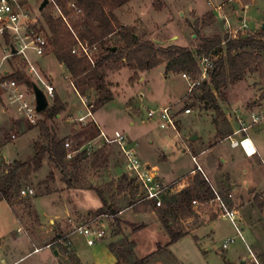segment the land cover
<instances>
[{"label": "rangeland", "instance_id": "rangeland-1", "mask_svg": "<svg viewBox=\"0 0 264 264\" xmlns=\"http://www.w3.org/2000/svg\"><path fill=\"white\" fill-rule=\"evenodd\" d=\"M40 3L38 2V7ZM32 5L35 7V4ZM217 6H221L220 11L216 10ZM36 9L32 12L39 26L43 25L42 13L55 17L59 15L49 4L42 12ZM114 15L122 25L134 29L140 40L151 41L163 48L174 45L195 51L203 40L216 36L222 39L231 37L232 30L237 31L234 39L247 36L264 39V30L261 29L264 24V0H132L114 11ZM222 16L230 23V34L225 28ZM107 44L121 46L117 37L109 38ZM3 48L4 42L0 40V63L4 55ZM224 55L225 47L222 44L220 49H215L212 54L213 63ZM258 58L257 64L245 72L243 78L235 82L227 80L226 87L220 88V94L213 91L216 102L209 104L208 108H204L200 100L203 95L200 86L189 93L188 83L181 78L182 73H166L165 63L151 71L134 74L123 61L109 60L101 68L105 81L104 92L97 95L95 90L88 89L86 98H83L86 105L71 86L64 66L51 53L50 47L44 55L39 56L27 50L22 55L9 57L0 64L1 77L3 71H8L6 75L20 71L35 83L42 79L43 83L38 84L41 89L52 84L56 95L49 99L47 110L63 103L68 105L72 112L75 111L76 115L78 111L85 112L84 106L88 107L93 116V108H97L99 99L111 94L113 100L104 104L95 117L97 123L110 138L122 136L126 141L131 140L142 165L148 163L151 167L157 166L158 179L163 184L166 183L163 177L173 180L190 170L194 171L196 168L191 157L197 156L200 150L211 148L217 140L239 128L235 122L237 116L246 122L251 114L263 117L261 122L246 132L253 145L258 148L257 155L247 158L243 154L240 158L236 157L241 149L231 150L228 147L229 140L221 141L219 147L224 152L225 159L233 156V162H230L226 169L233 172L235 195L239 196L240 202L229 207L239 211L243 218L244 242L237 237L235 229L225 218L202 224L204 216L211 219L221 214L214 201H204L201 206L191 208L186 218H182L177 208V198L174 196L167 213L160 211V215L156 214L157 222L148 220L150 216L145 218L149 225L131 224L133 219L119 214L105 218V239L88 247L84 237L73 232V229L77 226V221L85 223L89 218L100 215L82 214L78 219L75 217L69 222L62 220L66 218L62 205L68 207V214L73 213L76 208L95 212L102 206L101 199L88 188L96 187L106 203H110V206L106 205L104 209L118 211L126 207L131 208L135 201L136 185L126 171L125 159L118 145L114 143L108 146L103 159L100 155L95 157V148L90 155L79 154L78 171L70 173L78 177L77 186L86 189H69L63 193L47 194L50 192L47 187L55 180L54 175L58 170L41 154L43 139L39 137L35 143L32 141L37 130L27 132L29 125L25 124L24 129L18 131L19 123L23 120L18 119L15 110L10 106L11 109L4 112L7 120L2 123L1 133L5 142L11 143L0 149V158L5 162L23 161L25 167L19 171L20 189L30 187L35 194L31 197L18 195L15 198L18 203L24 202L17 205L20 211L19 222L8 206L0 201V236H15L17 228L21 226L22 231L26 232L34 244L41 246L43 242L52 241L58 233L64 235L60 240L62 244L56 245L60 256L55 258L52 264L64 263V260L67 264H131L134 258L147 255L151 256L149 264H237L243 257H247L246 264H254L248 257L245 244L257 262L264 264V208L259 209L255 203V199L264 194V53H260ZM29 65L35 68V73L29 74ZM206 81L209 82V78ZM16 82L24 91L31 92L24 83ZM140 94L144 95L142 100ZM0 97H3L4 101L7 100L2 91ZM29 99L33 101L32 97ZM164 107H169L175 114V130H162L155 118L150 120L146 117L147 109ZM185 109H190L191 112L184 114ZM42 119V114H38L37 124ZM55 119L56 117L50 122L51 125L55 124ZM59 123L61 129L67 130L59 137L66 136L63 140L68 141L72 149H84L96 134L91 126H87L88 123L95 125L94 117H87L83 124L78 122L73 114L62 115ZM33 127L39 130V126L31 128ZM75 133H78L77 136ZM194 133H197L198 138L191 141L190 137ZM12 134L16 136L15 140H10ZM242 137L244 136L240 135L237 139ZM99 142L104 140L99 138ZM35 154L40 155L41 159L34 158ZM207 156L210 157L209 154ZM213 158L215 177L223 179L222 163L218 157ZM110 167L119 169L114 177L108 172ZM60 177L63 178L62 175ZM173 183L172 193H177L182 181ZM219 184L221 183L216 179H212L216 193L223 198L230 191V186L220 187ZM26 201L31 202L33 211L25 207ZM147 211L150 212L149 207ZM132 213L129 210L127 215ZM43 215L52 218L57 216L56 222L50 224ZM161 216L170 223L173 231L192 232L171 246L172 254L164 248L169 239L159 221ZM115 219H118V224ZM131 225L138 226V230L134 231ZM197 226L199 227L195 230ZM229 238H234V242L226 250H222V243ZM66 241L71 242L69 248L63 245ZM24 249V254H27L25 263L39 264H45L48 255L50 257L53 251L47 248L34 253V246L30 244H26Z\"/></svg>", "mask_w": 264, "mask_h": 264}, {"label": "trees", "instance_id": "trees-1", "mask_svg": "<svg viewBox=\"0 0 264 264\" xmlns=\"http://www.w3.org/2000/svg\"><path fill=\"white\" fill-rule=\"evenodd\" d=\"M130 1L132 0H54L61 15L56 17L46 13L41 15L47 49L50 47L51 53L64 66L74 89L82 98H86L88 89L95 90L97 95L104 92L105 81L101 68L111 59L123 61L134 74L151 71L165 63L166 73H185L194 80L199 75L197 57L207 55L209 52L214 53L215 49L219 50L223 44L225 47L224 57H220L214 62V68L209 73V82L204 81L200 85V89L203 91L200 100L203 107L208 108L209 104L216 102L213 91L220 94V88L226 87L227 80L230 79L235 82L243 78L245 72L257 64L259 54L264 53V39L252 36L238 39L230 37L222 39L216 36L203 40V43L195 51L174 45L163 48L156 46L151 41H142L134 29L122 25L114 15V11ZM77 10L80 13H76ZM112 37L119 38L120 47L107 44V40ZM111 48H115V52L112 53ZM4 78L24 83L30 89L33 85V81L20 71L6 75ZM112 100L113 96L111 94L102 97L98 101L97 108H93V111ZM60 110L59 105H55L51 110L46 109L42 113L43 119L37 124L40 138L44 141V145L41 146V154L46 156L54 169L61 173L66 187L74 188L77 186L79 179L72 174L78 171L79 154L71 161L65 159V140L56 139L54 129L50 124ZM216 110L218 109L216 108ZM40 157V155L35 154L34 158ZM24 167L25 164L18 162H13L7 167V173L0 177V201L5 200L9 203L12 199L17 198L20 191L19 171ZM91 189L96 192L103 203V207L96 213L99 215H117L116 211L109 208L104 209L106 201L98 189ZM172 198H165L159 208L149 203L143 207L135 206L133 210L135 212H146L149 207L157 215H160L161 212L167 213ZM176 198L177 208L182 218H186L193 201L211 200L214 198V194L208 184L201 180L195 185H189L186 189L180 191ZM263 200L264 194L255 199L259 209L264 208ZM25 203L26 208H31L29 201ZM159 221L169 239L164 246L165 250H168L170 245L186 235L185 233L173 231L170 223L165 221L162 216ZM115 222L118 224V219H115ZM131 227L134 231L139 228L136 225H131ZM55 239L56 241L60 240L58 237ZM150 258V255L134 258L131 264H149Z\"/></svg>", "mask_w": 264, "mask_h": 264}, {"label": "built area", "instance_id": "built-area-1", "mask_svg": "<svg viewBox=\"0 0 264 264\" xmlns=\"http://www.w3.org/2000/svg\"><path fill=\"white\" fill-rule=\"evenodd\" d=\"M37 1L40 3L43 0H0V40L4 42V55L1 59L0 64H2L9 57L14 56L10 51L11 45L17 51L15 56L22 55L27 50H31L39 56L45 54L47 50L45 32L42 29V25L39 26L38 21L33 16L32 12L34 8H38ZM48 2L49 5H51L55 9V11L59 15H61L59 7L54 2V0H48ZM32 4H35V7H33ZM216 10L220 11L221 6H217ZM76 13H80V11L77 10ZM222 18L225 24V28L230 34V23L228 22L226 17L222 16ZM231 34L232 35L230 38L234 39L236 38L235 35L237 34V31L232 30ZM197 66L199 68V75L196 79H191L185 73L181 74V78L188 83L189 93H191L195 88L200 86L209 78V73L214 68L212 52H209L207 55L198 56ZM4 77L5 75L2 73V77L0 76V91H2L6 95L7 104L15 110L16 114L21 120L25 121L30 126H36L38 114L35 110L34 99L33 101H30L29 99L30 97L33 98L32 93H27L26 91H24V89L15 80ZM44 92L48 99L53 98L54 89L52 86H45ZM139 96L140 100H142V98L144 97L143 94H140ZM86 109L87 113L83 117L77 118L78 122H83L86 117L93 118L91 110L88 109V107ZM190 112V109H185L183 111L184 114H189ZM146 117L150 120L155 118L159 123V128L162 130H175L176 117L172 112V109H170L169 107L147 109ZM262 120L263 117H258L254 114L250 115V119L247 122L244 119L238 118L237 123L239 128L237 130V133H246L248 129L261 122ZM15 138L16 136L14 134L10 136V140H15ZM98 138H102L105 145H111L114 143L118 145L121 154L125 159L126 171L139 189V193L136 198V204L152 203L157 208L161 207L164 198L172 193L174 183L168 185L163 184L160 179H158L156 169H154L153 167L142 165L135 153L134 148L130 145L128 140H125L124 137L118 136L115 138H110L103 131H100ZM247 140L249 139L242 138L239 141L230 139V146L233 148L239 146L241 147V149H243L244 152H246L244 142ZM86 146L87 147H85L84 149H72L70 143L68 141H65V159L71 160L80 153L90 155L92 149L96 146V143L91 141L88 142ZM197 168L199 170V167ZM213 193L214 198L212 201L216 203L221 216L231 223V225L235 229L237 237L244 242L240 219L236 211L229 209L227 204L219 197V195L216 192ZM34 194V190L30 187L21 188L19 191L20 197H31ZM112 217L113 215L107 214L94 216L92 218H89L85 223L75 226L73 232L82 235L85 239L86 245L88 247H92L96 243H101L105 239L107 235V224L104 219ZM233 242L234 238L225 240L221 245L222 250H226ZM63 245L69 248L71 246V242L66 241L65 243H63ZM245 246L248 252V257L254 262V264H259L247 244H245Z\"/></svg>", "mask_w": 264, "mask_h": 264}, {"label": "crops", "instance_id": "crops-1", "mask_svg": "<svg viewBox=\"0 0 264 264\" xmlns=\"http://www.w3.org/2000/svg\"><path fill=\"white\" fill-rule=\"evenodd\" d=\"M29 74H33L35 73V68L30 66L29 65ZM8 73V71H3V74L6 76V74ZM68 74V73H67ZM39 77V76H38ZM40 78V77H39ZM41 79V78H40ZM68 79H70V76L68 74ZM39 80V79H38ZM34 82V81H33ZM35 83V82H34ZM40 83H43V80H39L38 82L36 81V84H40ZM39 86V85H38ZM46 86H52V84H49V85H46ZM71 86H73L71 84ZM40 87V86H39ZM53 87V86H52ZM41 88V87H40ZM54 89V87H53ZM44 90V89H42ZM75 90V89H74ZM76 94L80 97L81 101L84 103V99L79 95V93L75 90ZM29 93V92H27ZM31 93H32V90H31ZM33 95V93H32ZM55 89H54V93H53V98L55 97ZM29 96V95H28ZM34 99V97H33ZM48 102H50V100L48 99ZM50 104V103H49ZM86 105V104H84ZM83 105V106H84ZM61 107V110L59 112V114H57L56 116V119H55V124H52V127L54 129V132H55V136H56V139L57 140H63L64 137L60 136L61 133H65L67 130L65 129H61L58 124H61L59 123L60 122V118L62 117V115H75L77 118L79 117H83L85 114H86V107L84 106V109H85V112H82V111H78V115H76L75 111L72 112L68 105H64L63 103H61V105H59ZM103 107V106H102ZM98 108L97 110H95L93 112V117H94V122H95V125L93 123H88L87 126H91V128L94 129L95 131V135L94 137H92L91 141H93L94 143H96V146L94 147V153L95 154V157H98L100 155V157H102V159L105 157V149L110 146V145H105L103 142H99V138H98V133H99V130L100 131H103V128H101L99 126V124L97 123V120H96V115L98 114V111L102 108ZM6 109H11L9 107V105L7 104L6 101L3 100V97H0V137H1V140H0V149L8 144H10L11 142H5V137L3 136V134L1 133V127H2V123L4 121L7 120V115L4 113ZM18 116V115H17ZM239 118V116H237ZM87 118V117H86ZM85 118V119H86ZM19 120H21L19 117H18ZM84 119V121H85ZM70 120V119H69ZM177 120V119H176ZM83 121V122H84ZM238 121V119H237ZM237 121L235 120V122L237 123ZM23 122V121H22ZM20 122L19 123V126H18V131H22V129H24V125H29L27 124L25 121L22 123ZM57 122V123H56ZM82 122V123H83ZM231 122V121H230ZM63 124V122H62ZM84 124V123H83ZM231 124V123H230ZM16 125V124H15ZM56 125V127H55ZM238 125V123H237ZM14 126V125H13ZM15 127V126H14ZM28 127V126H27ZM32 126L29 125V130L27 132H31L33 130H37V134L35 136V139L32 140L34 143L38 140V138L40 137V132L37 128L33 127L31 128ZM237 130H234L232 131V134H226L225 136H223V138L220 140H217V143L215 145H213L211 148H208V149H204V150H200L198 153H197V156H192L191 157V160L192 162L194 163V166H195V170H190L188 171L187 173L185 174H182L180 176H178V178L176 179H173V180H168L166 179L165 177H163V180L166 182H164L165 184H171L173 182H176V181H182V185L179 186V189L177 191V193H171L169 194L167 197L165 198H171V197H174V196H177V194L186 189L189 185H195L196 183H198L199 181L201 180H204L207 184H208V187L211 189L212 192H216L215 188L213 187L212 185V179H216V181L220 182L221 184H219V186H230V191L227 193V195L223 196V198L219 195V197L222 198V200L227 204L228 208L229 209H232L231 207H229V205H236L238 202H240V199H239V196H236L235 195V191H236V188H235V181H234V176H233V172L231 170H228L226 169L227 166L229 165V163L233 162V156H228V159H225L223 157V154L224 152L222 150H220V143L221 141L223 140H226L228 141L229 140V145L228 147L231 149V150H236L238 148L241 149V147H231L230 146V139L232 140H236V141H239L237 139L238 136L242 135L244 137L242 138H247L249 139L250 143L252 144L253 148H254V154L252 156H255L258 154V148H256L254 145H253V142L252 140L246 135V133H243V134H238L237 133ZM214 133L216 134V129L214 131ZM78 134V133H75V135ZM72 136V135H71ZM77 136V135H76ZM97 137V139L95 138ZM241 138V139H242ZM96 139V140H95ZM240 139V140H241ZM89 141V142H91ZM128 142L130 143V145L135 148V145L133 144V142H131V140H128ZM135 150V149H134ZM120 154V153H119ZM209 154L210 157H208L207 155ZM244 154V156H246L247 158L249 157H252L250 156L248 153L244 152L243 149H241V151H239V154L236 155V157L239 156V158ZM213 157H218L219 161L222 163V177L223 179H219L218 177H215V174H214V171H213V160L214 158ZM230 157V159H229ZM13 162H21V164H23V161H19V160H12V161H8V162H5L4 160H2L0 158V177H2L5 173H7V167L12 164ZM144 165L146 166H149L151 167L148 163H145ZM199 167V170L198 168ZM154 169H156L157 171V174H158V169H157V166H154L153 167ZM56 170V169H55ZM206 172V175H205V172ZM109 174L112 175V177H114L118 172H119V169H117L116 167H110L109 168ZM51 173H53V171L51 170ZM56 174V173H55ZM61 176V173L58 171V173L56 175H54V178L55 180L53 182L50 183V187H46L49 188L48 190H50V192H48L47 194H50V193H63L65 190H69V189H86V188H80L79 186H76L74 188H67L66 185L64 184L63 182V178L60 177ZM62 178V179H61ZM198 178V179H197ZM211 178V179H210ZM56 180H58V182H56ZM135 183V182H134ZM59 187H58V186ZM136 185V184H135ZM62 187V188H61ZM60 188V189H59ZM91 188H95L97 189L96 187H89L88 189L91 190V191H94L92 190ZM135 194H134V199L135 201L133 202V204L131 205V208H123V209H120L117 212V214H119L120 216H127L128 218L130 219H133L134 221H131V224H143V225H149L148 223V220H151V221H155L157 222V218H156V213L151 211L148 212H135L133 209L135 206L137 207H141V206H145V205H148L149 203H142V204H136V198L138 196V193H139V189L138 187L136 186L135 188ZM95 192V191H94ZM96 193V192H95ZM214 194V193H213ZM98 196V195H97ZM99 197V196H98ZM100 198V197H99ZM164 198V199H165ZM104 199V198H103ZM105 200V199H104ZM213 200V199H211ZM3 202L8 206V208L10 209V211L13 212V214L15 215L17 221L19 222V219H18V214L20 213L19 209L17 208V205L21 204V203H18L15 199H12L9 203H7L5 200H3ZM101 208L103 207V203H102V200H101ZM145 204V205H144ZM202 204H204V201H193L192 202V206L191 208L192 209H195L196 207L198 206H201ZM106 205H109L110 206V203H106ZM151 205H153L151 203ZM30 206H31V210L33 211L32 209V204L30 202ZM63 208L65 209V215H66V218L62 219V220H66V221H69V222H72V219L76 217V219L79 218V216H81L82 214H84L85 216H90L92 213H96L98 210H96L95 212H86V211H83L79 208H76V210L71 213V214H68V207L66 205H62ZM133 206V207H132ZM67 209V210H66ZM131 210V212H133L132 214H129L127 215V212ZM234 210V209H232ZM236 211V210H234ZM239 219H240V224H241V228L242 230L244 229L243 228V224H242V221H243V218L240 216L239 214V211H236ZM44 216V215H43ZM150 216L151 218L148 219V220H145L146 217ZM44 217H46L48 220H49V223L51 224L52 222H56V218L57 216H55L54 218H52V216H47L45 215ZM78 217V218H77ZM223 217L221 216V214L219 215H216V217H213L211 219H209L208 217L204 216V219L202 218V224L206 221L208 222H211V221H216L218 219H220ZM144 219V220H143ZM61 220V221H62ZM41 222V220H40ZM43 223V222H41ZM83 222L81 220L77 221V224L76 225H79V224H82ZM200 225V224H199ZM199 226L195 227L194 229L196 230ZM191 231H186V235L185 236H188L190 235ZM18 234V236H17ZM63 236L64 235H61L60 233H58L56 237H58L60 240L63 239ZM184 236V237H185ZM53 239L52 241H48L47 243L46 242H43L44 244L41 245V246H38V245H35L34 244V241L26 234L25 231H22V228L21 226L17 228L16 230V235L15 236H10L9 234H6V235H3V236H0V264H39L37 262H27L25 263V260H26V256L27 254H24V248H25V245L26 244H30L32 246H34V249H33V252L34 253H38V252H41L43 249H47V248H50L52 249V255L49 257H47V262L45 264H52V262H54V259L59 257L60 256V251H59V248L56 247V245L60 244V240L56 241V239ZM182 239V238H181ZM197 239V238H195ZM103 242V241H102ZM176 243V242H175ZM173 245V244H172ZM169 246L168 248V251L170 252V248L171 246ZM57 251V254L55 255L54 252ZM171 253V252H170ZM172 254V253H171ZM69 258V256H68ZM247 259V257H246ZM240 260V259H239ZM59 264H67L64 260V263H59Z\"/></svg>", "mask_w": 264, "mask_h": 264}, {"label": "water", "instance_id": "water-1", "mask_svg": "<svg viewBox=\"0 0 264 264\" xmlns=\"http://www.w3.org/2000/svg\"><path fill=\"white\" fill-rule=\"evenodd\" d=\"M49 2L48 0H43L38 7V12H42L47 6H48ZM261 29L264 30V24L261 25ZM115 48H111V52H115ZM10 51L11 54L15 55L17 53V51L14 49V47L11 45L10 46ZM32 93H33V97H34V103H35V110L37 114H42L49 106V102H48V98L44 92V90H42L36 83L33 82L32 85ZM198 135L197 133H194L191 137L190 140L191 141H195L197 140ZM54 254H57V251L54 252ZM237 264H246V258H241Z\"/></svg>", "mask_w": 264, "mask_h": 264}, {"label": "bare ground", "instance_id": "bare-ground-1", "mask_svg": "<svg viewBox=\"0 0 264 264\" xmlns=\"http://www.w3.org/2000/svg\"><path fill=\"white\" fill-rule=\"evenodd\" d=\"M244 145H245L246 153L252 156L255 152H254V148L252 144L250 143V141L249 140L245 141Z\"/></svg>", "mask_w": 264, "mask_h": 264}]
</instances>
